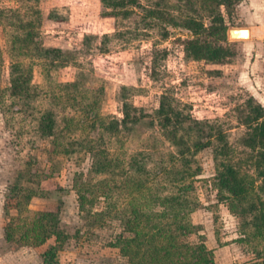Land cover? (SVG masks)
Segmentation results:
<instances>
[{
	"label": "rangeland",
	"instance_id": "1",
	"mask_svg": "<svg viewBox=\"0 0 264 264\" xmlns=\"http://www.w3.org/2000/svg\"><path fill=\"white\" fill-rule=\"evenodd\" d=\"M114 1L106 7L101 0H38V16L23 0H0V264H134L145 260L150 246L159 264H189L186 245L201 244L215 264H264V235L254 234V223H264L259 148L249 142L237 109L249 97L264 105V0H243L236 8L225 43L237 55L224 64L188 57L184 40L192 33L148 14L157 0H138L141 6ZM162 5L174 13L183 10L181 0ZM126 9L135 13L109 15ZM15 10L19 28L4 15ZM238 28L258 29L261 37H232L230 31ZM105 33L112 38L104 45ZM26 34L71 57L54 64L43 57L30 60L35 50L11 49L14 36ZM17 61L32 66L31 82L38 87L33 99L15 97L7 88ZM168 99L176 113L201 122V128L193 124L190 143L207 141L210 131L211 144L193 148L189 163L156 117ZM125 101L144 114L142 121L107 129L103 122L121 119ZM46 111L56 120L51 137L39 131ZM225 142L249 185V199L238 207L249 210L237 212L250 213L248 226L230 210L232 197L217 184L218 148ZM100 150L114 165L105 172L95 168ZM15 185L23 187L21 207L19 197L11 196ZM28 194L30 200L23 198ZM45 212L58 214L67 238L53 234L39 243L36 229L26 232ZM128 218L136 219L135 228Z\"/></svg>",
	"mask_w": 264,
	"mask_h": 264
},
{
	"label": "trees",
	"instance_id": "2",
	"mask_svg": "<svg viewBox=\"0 0 264 264\" xmlns=\"http://www.w3.org/2000/svg\"><path fill=\"white\" fill-rule=\"evenodd\" d=\"M23 1L27 2L28 9H31L30 11L33 12V14L40 15V10L35 6L38 0H31V3L29 0ZM101 1L106 7L116 4L114 3V0ZM242 1L243 0H181L183 10L180 13H174L166 7H163V0H157L149 10L148 14L161 16L164 20H167L174 25H181L192 33L191 37L184 40V50L188 57L194 60H204L209 63L224 64L232 62L237 55L236 51L230 48L225 41L228 37L229 22L233 19L236 8ZM119 4L142 5L138 0H121ZM18 12V10H15L11 13H4L5 18L9 19L8 23L10 25H15L17 28L20 26L16 23L19 15ZM134 13L135 12L131 9H126L123 12H109V15L116 18H127ZM142 19L146 22V18H141V21ZM206 20H209V23H207ZM236 30L237 29L233 30V34H238L239 37H241ZM167 35V32H164L163 37H166ZM91 37V35H87L86 40L91 39ZM111 38V34L105 33L103 35L102 43L105 45V42ZM11 43V49L18 53L28 52L31 51V49L35 50L36 53H29L28 58L30 60L34 57H43L49 59L51 63L54 64L58 61L64 62L67 60V57H71V55L67 56V51L65 52L63 48L42 45L39 36L36 34L14 36ZM101 49L102 51L107 50L104 46H102ZM157 58V56H154V68L157 64ZM216 72L221 73V71ZM11 76V83L7 87L10 94L15 97H21L24 100H30L37 96L38 87L31 82L32 66L30 64L23 61L13 62L11 64ZM70 85L75 86L76 83L73 82L70 83ZM237 109L238 120L249 129V142L259 148L255 160L257 167L259 168V175L264 183V105L256 101L253 97H249L245 103L239 105ZM137 110L136 107L129 104L128 101H125L123 106V117L121 119H115L111 124L103 122V125L106 126L107 129L115 131L121 125L131 126L132 124H137L141 122L144 117V114L138 113ZM155 112L165 136L177 146L178 152L182 156V160L186 163L192 161L188 158V154L194 152L193 148L199 150L200 148L211 144L210 131H207L206 129H204L203 132L206 130V133L209 134L207 141H204V139L200 137L190 143L189 138H191V129H194L193 124L196 123L198 127L201 128V126H199L201 122L193 119L189 113H176L171 99L165 101V103L156 109ZM55 128L56 120L54 119L53 113L51 111H46L40 119V134L42 136L51 137L55 134ZM90 149L94 150L91 146ZM96 152L98 157L96 158L95 168L98 172H105L107 169H111L114 166L112 164L113 161L107 157L104 150ZM218 154L220 159H218L217 184L220 188L226 189L231 195L232 201L230 203V210H232L235 215L242 217L246 221V226H248L250 222H248L249 220L247 217L250 213L237 212L238 210L240 212L249 210L248 207L238 209L239 206H242V204L249 199V185L246 182L245 177L240 174L239 170L232 163V156L228 142L223 143V145L218 148ZM28 171L29 169L26 171V174ZM139 172L148 174L144 165H139ZM20 175H25V173L22 171ZM22 189L23 187L15 185L11 190L12 197H19L17 203L18 206H20V204L22 206L23 202L22 197L20 198L22 195L21 193L19 194ZM23 198L30 200L31 194L24 195ZM255 206V204H252L250 209L255 208ZM255 218L258 219V215H255ZM58 223L59 218L57 213L45 212L39 217V222H34L32 227L26 229V232H31L36 229V233L34 231V236H36L37 242L39 243L44 242L53 234H56V238L59 240L67 238V235H65L62 230H59ZM126 223L127 225L129 224L128 226L130 228H135L136 219L128 218ZM254 225V234L264 235V223L257 222L254 223ZM140 232H135L137 236H135L136 238L141 237ZM12 234L13 233H8L7 237L11 238ZM145 235H150L151 240L154 239V236L151 233H146L144 236ZM186 246L190 250V255L187 256L188 258H191L189 264H215L212 253L207 250L204 245ZM127 252L131 254V251ZM146 254L144 261L139 260L134 264H159V262H161L158 252H155L151 246L147 248Z\"/></svg>",
	"mask_w": 264,
	"mask_h": 264
},
{
	"label": "crops",
	"instance_id": "3",
	"mask_svg": "<svg viewBox=\"0 0 264 264\" xmlns=\"http://www.w3.org/2000/svg\"><path fill=\"white\" fill-rule=\"evenodd\" d=\"M242 29H244V32L239 31ZM257 30L253 29V28H250V29L249 28H239L236 30V32L239 33L242 38H252V39L258 41L261 37V35H260L261 33H260V31H257Z\"/></svg>",
	"mask_w": 264,
	"mask_h": 264
},
{
	"label": "water",
	"instance_id": "4",
	"mask_svg": "<svg viewBox=\"0 0 264 264\" xmlns=\"http://www.w3.org/2000/svg\"><path fill=\"white\" fill-rule=\"evenodd\" d=\"M233 30H234V29H233ZM233 30L230 31V35H231L232 37H239L238 34H233Z\"/></svg>",
	"mask_w": 264,
	"mask_h": 264
}]
</instances>
